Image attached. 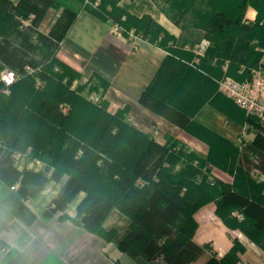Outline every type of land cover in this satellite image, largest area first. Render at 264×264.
Returning a JSON list of instances; mask_svg holds the SVG:
<instances>
[{
	"label": "trees",
	"instance_id": "16d2710c",
	"mask_svg": "<svg viewBox=\"0 0 264 264\" xmlns=\"http://www.w3.org/2000/svg\"><path fill=\"white\" fill-rule=\"evenodd\" d=\"M67 1L72 4H66L51 30L53 40H64L79 13L87 10L118 25L124 37L133 32L169 51L141 102L184 128H200L209 153L201 156L174 139L160 144L127 120L128 108L112 112L105 101L83 95L84 85L74 86L82 76L80 71L61 59L57 45L53 48L47 42L52 55L42 67L25 72L10 85L0 81V175L14 187L28 178L40 185L48 180L61 183L53 199L55 206L44 212L48 216L63 211L77 194L85 192L77 214H61L59 219L82 225L107 241L116 239L118 248L134 258L162 256L172 264H189L196 256L189 249L197 229L194 215L210 202H215L216 213L227 226L264 247V179L242 165L241 150L230 140L193 121L209 94L198 98L192 82L196 77L208 79L217 89L219 79H212L216 75L237 80L251 77L264 55V0H163L162 10L175 23L202 30L210 42L193 65L182 60L184 51L173 46L176 37L150 14L131 13L135 0L122 5V0ZM58 2L0 0V72L5 66L21 69L27 61L25 49L19 51L10 39L17 38V17L35 14L33 23H37ZM249 7L257 11L254 21L246 19ZM99 84L93 88L99 90ZM162 88L171 90L169 96L160 94ZM184 91L193 100L182 106L176 98ZM237 109L255 130L247 147L253 163L254 156L264 155V125L258 117ZM24 153L43 163L48 173L20 170L14 160ZM216 167L232 173L234 180L219 179ZM23 189L18 187L28 199ZM115 209L128 220L121 235L104 225ZM244 249L235 241L224 256H212L203 264H239Z\"/></svg>",
	"mask_w": 264,
	"mask_h": 264
},
{
	"label": "crops",
	"instance_id": "0c3cea01",
	"mask_svg": "<svg viewBox=\"0 0 264 264\" xmlns=\"http://www.w3.org/2000/svg\"><path fill=\"white\" fill-rule=\"evenodd\" d=\"M131 9L132 12L150 14L174 35L178 41L173 46L184 51L180 57L185 63L193 65L200 61L202 56L197 57L194 46L204 38L202 30L181 27L162 10L156 0H135ZM256 15L257 11L249 7L247 21H254ZM114 25L112 21L101 19L87 10L81 11L62 41L60 55L82 73L83 79L96 85L101 83V100L108 103L110 111L128 108L127 120L139 130L151 134L160 144L174 139L206 157L209 144L200 128H184L163 112L141 102L145 88L170 55L169 51L141 37L126 38L115 31ZM174 64L178 65L176 62ZM226 68L227 64L223 66L224 72ZM222 77L216 75L212 79L216 82ZM175 81L177 84L178 80ZM192 82L194 90L198 91V98L209 94L193 121L230 140L241 150L242 165L254 172L256 169L264 179V155H260L261 162L256 161L258 164L249 160L252 154L247 147L256 135L252 125L240 140L243 127L249 121L237 109L239 106L220 93L219 87L214 89L208 79L196 77ZM170 91L162 88L160 94L165 98ZM182 94V97L176 98V103L185 106L189 100H193L188 91ZM214 174L229 183L234 180L232 173L217 167ZM53 184L55 190L50 191L49 198H54L62 186L61 183ZM49 198L24 199L18 185L14 187L0 175V264H172L162 257L153 260L131 257L118 248L114 242L116 240L107 241L82 225L59 219L58 215H44V206ZM82 198L68 209L70 216H75ZM116 213L128 222L119 211L113 214ZM194 216L197 229L189 249L196 256L189 264H203L212 256L221 258L235 241L245 248L239 253V264H264V247L253 242L241 230L227 226L217 215L215 202L205 204ZM237 216L242 217L240 214ZM109 221L110 218L104 224L106 228L116 226L109 225ZM122 222H116L117 226ZM206 244L210 247H206Z\"/></svg>",
	"mask_w": 264,
	"mask_h": 264
},
{
	"label": "rangeland",
	"instance_id": "374dc122",
	"mask_svg": "<svg viewBox=\"0 0 264 264\" xmlns=\"http://www.w3.org/2000/svg\"><path fill=\"white\" fill-rule=\"evenodd\" d=\"M12 1H17V0H12ZM58 4L51 6L48 11L46 12V15L43 16L37 23H33V19L35 17V14H31L28 18H24L21 16H18L17 19L20 23L19 25V29L16 30L15 35L17 36L16 39L14 38H10L11 39V43L13 44V46H16V49H18L19 51H21L22 49H25V59L27 60L20 68H12L9 66H5V69H11L17 72V74L19 76H21L22 74H24L25 72H32V71H36L38 70L40 67H42V63L47 61L48 59H50L51 55H52V47H50L47 42H50L52 44H54V47L58 46V54L61 57L62 60L65 61V59H63V57L60 55V50H61V44L63 40L57 41V40H53L50 38V33L51 30L55 27V25L57 24V22L61 19L63 12H64V7L66 6V4H72L71 1H67V0H58ZM61 1V2H60ZM130 0H122L120 2V4H125L126 2L129 3ZM156 3L159 4L160 6L164 7V1L163 0H156ZM166 7V4H165ZM130 10H132L130 8ZM138 16L143 15L141 14V12L137 11V12H132ZM24 28V29H23ZM20 31H22V34L19 33ZM25 31V32H23ZM118 32V31H116ZM25 35H27V37H25ZM130 38H134L133 35L131 36V34L129 35ZM23 39V40H22ZM57 45V46H56ZM50 47V48H49ZM66 63H68L67 61H65ZM69 64V63H68ZM71 65V64H69ZM72 67H74L75 69H77L75 66L71 65ZM2 70V71H3ZM1 71V72H2ZM81 73V72H80ZM82 74V73H81ZM94 83V82H93ZM78 85H84V89L82 90V94L85 95L86 97H88L89 99L96 101L95 98H98L101 100L102 93L93 88L94 85L96 84H92V82L89 83V81H87V79H83V75L81 76V78H79L78 80L75 81L74 86H78ZM99 88L101 87V84H99ZM260 161V158L257 156L253 157V164L256 163L258 164V162L256 161ZM14 164L20 169V170H30V171H36V172H40V173H48L47 170L45 169V166L43 163L39 162L38 160H33L30 159L28 156V153H24V154H19L16 159L14 160ZM218 174V171L215 170ZM256 175L257 178H261L263 179V176L261 173L258 174H254ZM36 180H33L32 178H28L26 179V182H23L22 179H20L17 182L18 187H25V189H23V191L28 195L27 198L33 199L35 197H44L45 200L48 199L49 197H51V190L55 187V185L53 183H58L54 180H48L46 181L43 185L40 184H36L35 182ZM60 184V183H59ZM55 190V188H54ZM86 195L85 192H80L79 194H77V196L70 201L67 206L64 208L63 211L61 212H56L54 215H58V218L61 214H68V209H71L72 206L76 205L77 201H79L82 197L84 198ZM55 198V197H54ZM54 198H49L48 202L45 204V210L43 212H46V210H49V208L55 206V204L53 203V199ZM82 198V199H83ZM81 202V201H80ZM118 212V210H114L111 215L109 216L111 224L109 225H116L113 228H116L119 232V235H121V233H123L127 227V221L123 220V218H121L119 215L117 216L116 214H113L114 212ZM77 214V211H76ZM75 214V215H76ZM237 215V214H235ZM238 217V216H237ZM122 219V220H121ZM119 221H123L122 223L119 224V226H117L118 224H116V222ZM113 223V224H112ZM120 229H118V228ZM116 240V239H115ZM111 242V241H110ZM115 243H117V240L114 241ZM162 257V256H160ZM163 258V257H162ZM156 259V258H155Z\"/></svg>",
	"mask_w": 264,
	"mask_h": 264
},
{
	"label": "built area",
	"instance_id": "2783aa9c",
	"mask_svg": "<svg viewBox=\"0 0 264 264\" xmlns=\"http://www.w3.org/2000/svg\"><path fill=\"white\" fill-rule=\"evenodd\" d=\"M114 26L115 31L120 32L121 28L116 24ZM130 34L136 37L133 32ZM209 45V40L204 38L197 43L194 46L197 57L204 55V51ZM9 76L10 79H6ZM18 77L17 72L11 69L0 72V81L5 85L12 84ZM218 84L220 93L234 101L247 115L258 117L264 125V55H262L257 67L252 70L250 78L237 80L231 76H224L218 80ZM95 100L98 101L99 99L95 98ZM251 127L250 123L243 127L240 136L241 141ZM255 174H257L256 169Z\"/></svg>",
	"mask_w": 264,
	"mask_h": 264
},
{
	"label": "snow or ice",
	"instance_id": "6c2138e0",
	"mask_svg": "<svg viewBox=\"0 0 264 264\" xmlns=\"http://www.w3.org/2000/svg\"><path fill=\"white\" fill-rule=\"evenodd\" d=\"M6 79H10V76L9 77H6Z\"/></svg>",
	"mask_w": 264,
	"mask_h": 264
}]
</instances>
